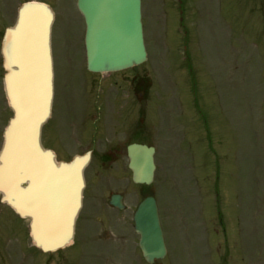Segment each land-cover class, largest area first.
<instances>
[{
  "label": "rangeland",
  "instance_id": "rangeland-1",
  "mask_svg": "<svg viewBox=\"0 0 264 264\" xmlns=\"http://www.w3.org/2000/svg\"><path fill=\"white\" fill-rule=\"evenodd\" d=\"M24 1L0 0V35ZM37 1L54 14L58 98L68 96L75 123L91 127L103 85H90L77 0ZM141 1L148 60L133 68L134 124L157 151L153 183L136 185L121 214L82 210L73 244L56 253L34 249L28 221L0 204V264H147L132 223L147 195L167 249L154 264H264V0ZM3 98L0 89L7 120ZM44 146L64 159L54 141Z\"/></svg>",
  "mask_w": 264,
  "mask_h": 264
},
{
  "label": "water",
  "instance_id": "water-1",
  "mask_svg": "<svg viewBox=\"0 0 264 264\" xmlns=\"http://www.w3.org/2000/svg\"><path fill=\"white\" fill-rule=\"evenodd\" d=\"M85 31L87 68L110 72L146 60L140 0H78ZM53 13L38 2L20 6L16 22L2 37L4 88L12 117L0 153L1 201L30 219L33 243L43 252L69 245L81 207L83 169L88 157L57 162L40 145L42 125L50 117L53 96L50 31ZM134 181L150 184L154 148L128 147ZM22 186V184H25ZM134 230L145 261L166 254L156 202L145 198L133 215Z\"/></svg>",
  "mask_w": 264,
  "mask_h": 264
},
{
  "label": "flooded vegetation",
  "instance_id": "flooded-vegetation-1",
  "mask_svg": "<svg viewBox=\"0 0 264 264\" xmlns=\"http://www.w3.org/2000/svg\"><path fill=\"white\" fill-rule=\"evenodd\" d=\"M0 68H2V60ZM91 75L90 85L99 83L103 85L96 101V104H102L100 112L94 114L91 107L86 119L89 121L93 119L91 127H82L75 123L71 100L65 94L58 98L60 92L54 81L51 116L47 122L49 127L42 128L40 141L44 148L51 149L58 158L59 154L55 149L44 146L45 138L52 143L54 141L59 147L58 152L67 161L74 156L89 155V162L83 172L85 187L82 210L85 214L88 215L96 209L102 214L107 210L121 214L128 209L126 200L131 198L135 191L133 172L129 168L128 146L136 142L149 144L147 139L150 133L146 127H138V124H134V101L138 87H135L137 77L133 68L122 72ZM61 85L67 87L65 83ZM168 97L166 95L165 100H168ZM94 111H97L96 107ZM6 123V119L2 118L0 113V149ZM91 181H94V186L90 189L91 194L84 195ZM113 197L122 200L120 206L111 203ZM97 220L100 221V217H97Z\"/></svg>",
  "mask_w": 264,
  "mask_h": 264
}]
</instances>
